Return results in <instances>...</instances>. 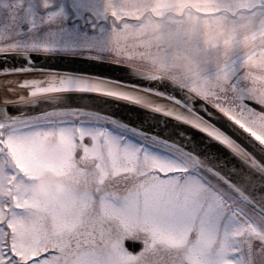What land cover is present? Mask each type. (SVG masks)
Here are the masks:
<instances>
[{
    "label": "snow or ice",
    "instance_id": "1",
    "mask_svg": "<svg viewBox=\"0 0 264 264\" xmlns=\"http://www.w3.org/2000/svg\"><path fill=\"white\" fill-rule=\"evenodd\" d=\"M0 264H264V0H0Z\"/></svg>",
    "mask_w": 264,
    "mask_h": 264
},
{
    "label": "clouds",
    "instance_id": "2",
    "mask_svg": "<svg viewBox=\"0 0 264 264\" xmlns=\"http://www.w3.org/2000/svg\"><path fill=\"white\" fill-rule=\"evenodd\" d=\"M173 56L178 67L189 75H195L200 70V58L195 53L185 52L183 49L174 48ZM38 179L32 187L33 192L41 193L49 199H55L65 194L67 189L63 180L54 177L51 173H38Z\"/></svg>",
    "mask_w": 264,
    "mask_h": 264
},
{
    "label": "water",
    "instance_id": "3",
    "mask_svg": "<svg viewBox=\"0 0 264 264\" xmlns=\"http://www.w3.org/2000/svg\"><path fill=\"white\" fill-rule=\"evenodd\" d=\"M126 243L128 244V246H129L133 251H135L136 248L139 247V243H138V242L134 244V243H132V242H130V241H126Z\"/></svg>",
    "mask_w": 264,
    "mask_h": 264
}]
</instances>
